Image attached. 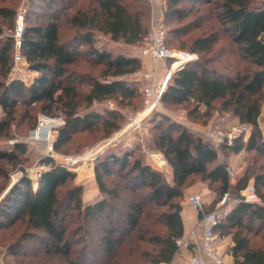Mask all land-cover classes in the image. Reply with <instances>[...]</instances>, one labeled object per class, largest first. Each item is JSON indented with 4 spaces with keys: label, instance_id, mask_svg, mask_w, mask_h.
<instances>
[{
    "label": "trees",
    "instance_id": "1",
    "mask_svg": "<svg viewBox=\"0 0 264 264\" xmlns=\"http://www.w3.org/2000/svg\"><path fill=\"white\" fill-rule=\"evenodd\" d=\"M29 9L22 52L39 75L29 85L11 79L13 37H0V140L14 136L17 117H30L31 111L64 116L57 151L67 152L63 148L84 132L111 136L122 127L123 117L118 110L93 105L113 99L132 104L141 94L126 76L140 71L143 63L138 55L99 48L97 39L104 34L113 41L143 43L150 25L147 1L30 0ZM15 15V7L0 3L1 27H11ZM164 16L168 45L199 55L173 74L164 106H183L192 120L210 117L215 109L231 113L252 126L251 134L222 144L221 155L201 136L156 112L153 142L172 170L171 180L135 149L107 153L95 164L102 198L88 205L82 201L83 186L71 183L76 173L65 167L43 171L35 190L23 177L0 206V230L16 233L8 245L10 253L88 264L93 251L77 249L80 241L75 236L81 229L90 232L91 223H97L100 261L95 264H117L119 258V264H127L130 250L150 264L169 263L180 249L177 240L184 237L182 201L195 179L215 194L212 207L225 193L238 195L254 179L259 201H238L215 230L219 237L231 239L234 264H264V134L258 123L264 101V0H167ZM235 46L250 68L231 75L215 62ZM87 56L93 67L101 66L100 74L76 67ZM22 104L26 107L19 114ZM243 150L254 153L253 163L234 184L228 157ZM25 151L22 141L10 149L0 146V162L19 163ZM204 210L209 211L205 204ZM26 241L39 245L30 250Z\"/></svg>",
    "mask_w": 264,
    "mask_h": 264
},
{
    "label": "rangeland",
    "instance_id": "2",
    "mask_svg": "<svg viewBox=\"0 0 264 264\" xmlns=\"http://www.w3.org/2000/svg\"><path fill=\"white\" fill-rule=\"evenodd\" d=\"M166 2L167 0H163L162 2L164 14ZM0 3H5L6 5L13 6L16 10L15 19L11 27L0 26V37L4 39L9 35L12 36L13 29L17 20V12L20 9L24 7L27 9L25 14V27L27 24V15L32 14L29 9L30 0H7L5 2ZM64 35L66 36V32L64 33ZM142 44L143 43L127 44L123 41H113L109 36H106L104 34H99L96 43L99 48L110 50L114 54H134L140 56V58L142 59V69L126 76L129 83H133L139 88L141 94L139 98L133 99L132 104H120L117 100L113 99L103 102H97L93 105V107L97 110H118L121 116L123 117L122 127L119 130L115 131L109 137H102L101 131L95 133L84 132L78 134L77 136H75L74 140L69 145L63 148L67 149V152L57 151L54 148L57 154L56 159L47 156V151L42 142H38L35 144L26 143V151L20 154L21 161L19 163L8 162L6 160L0 162L2 169L5 171L4 173H0V206L4 205L2 200L7 195L9 189L20 179H22L23 177H27L28 179H30L33 189L35 190L39 185V179L43 171L49 169L52 166H62L72 172H75L76 178L71 183L83 186V204L88 205L94 203L100 198H102V193L98 186L95 174V164L98 157H103L107 153L120 152L121 150L126 148L135 149V153L137 155H140L146 163L150 164L155 169L162 171L167 176L168 180H171L172 170L164 154L159 149H157L153 142L152 127L154 125L153 119L155 117L156 112L168 116L170 120H179L185 124L193 126L198 131L195 132V134L197 135L198 133H200L204 141L210 144L213 143V139L215 141L217 139L219 140V137L217 136L223 138L230 137L235 134L237 135V137L240 135H244L245 139L249 137L252 132V126L250 124L242 123L237 117L233 116L231 113H223L218 111L217 109L212 112V115L210 117H201L198 120H192L188 115V112L185 107H165L163 102L162 106L159 107L158 110L149 112V109H146L143 100L144 95L142 92V86L145 83L144 73L152 67V64L150 65V67L147 68V62L145 60L148 58L144 57L141 53ZM169 46L171 48L180 49L178 46L175 45ZM90 59L91 58L88 56L83 58L80 63L76 65V67L81 71H89L96 75L100 74L101 66L93 67L90 64ZM215 66L219 70L231 75L235 74L238 69L250 68L249 62L241 56L240 51L237 50V46H235V50L230 53H227L220 57L216 56ZM175 72L176 71H173V74ZM38 75L39 72L29 68L27 60L25 62V66L22 73L11 74L10 71L11 79L13 76L15 79L18 80L23 79L24 83L28 85L31 84ZM109 101H112L114 103L113 107H110L108 105ZM25 107L26 106L24 104L19 106L18 113L21 114L22 111H24ZM0 114H3L1 108ZM41 114L46 113H43L41 111H31L30 117H24V115L17 117L16 122H14L12 126L14 136L9 139L0 140V146L10 149L13 146L9 144L10 139L25 140L26 138H28L31 131L37 127L38 118ZM48 115L56 116L57 114ZM57 116H61L64 118V116L60 114H58ZM33 122L35 123L34 126H32ZM258 123L264 134V101L261 109V114L258 118ZM62 125L57 127L56 131L54 132V147L55 141L57 139L58 129ZM242 126H245L247 128L242 129ZM221 147L222 146H220L219 148H215L222 155ZM95 152L97 153V155L94 157L93 155H91V153L94 154ZM68 156L79 157V160L74 165H67L61 160L64 157ZM253 156L254 153H250L246 150H243L240 153L231 154L230 157H228L229 171L232 183L235 184L239 180V178L242 177V175L245 173L246 169L252 165ZM192 193H200L202 195L206 209L212 210L219 207L218 204L221 199L212 207L213 200L216 197L215 194L207 187L206 184H204L200 180L195 179L193 184L187 189L184 200L182 201L183 210L185 209V207H190L188 203V198ZM239 194L245 195L248 198L247 201H259V198L255 194L254 190V179H250L248 186L245 189L241 190ZM229 196L230 199L227 200L224 205H229L233 207L238 201V195H233L230 193ZM156 214L157 212L153 213L154 218L156 217ZM150 222H148L147 224H150ZM197 223L198 224L196 228L199 227V222ZM97 227H99L97 223H91V225L89 226L90 232L83 231V229H81L79 230V234L75 236L77 238V241H80V243L76 245L77 249H81L82 247L86 246L90 251H93L91 253V256L87 260L88 264H95L99 263L100 261L98 254L99 242L97 236ZM154 227L160 228L157 225H154ZM139 233L140 231L136 232L137 235ZM195 233H197L199 236L201 235V231L199 232L197 229L195 230ZM198 235L190 233L191 237L179 249L175 258L169 263L162 262L160 264H191L190 259L196 255L195 244L199 238L195 237H197ZM80 236L81 238L78 239V237ZM15 238L16 233L13 232V229L5 228L3 230H0V264H69L68 261L59 257L44 258L40 255H14L9 252L8 245ZM223 240H225V238L219 237V243L221 248L227 251V249L223 246ZM25 245L28 249L34 250L37 249L39 243L37 241H26ZM131 247L134 250L136 249V246H134V244H132ZM130 248H127L126 252ZM128 253H130L131 255L127 258V264H150V261H144L140 259L139 256H137V254L135 253V251L130 250L128 251ZM117 261V264H119V262L122 261V258H119L118 260H116V262Z\"/></svg>",
    "mask_w": 264,
    "mask_h": 264
},
{
    "label": "built area",
    "instance_id": "3",
    "mask_svg": "<svg viewBox=\"0 0 264 264\" xmlns=\"http://www.w3.org/2000/svg\"><path fill=\"white\" fill-rule=\"evenodd\" d=\"M162 2L163 0H147L150 13V25L143 37V44L141 47L142 55L152 61V67L144 73L145 83L142 86L145 107L149 109V112L158 110V108L162 106L163 95L170 84L173 71L182 69L187 64L199 58L196 52L185 49H175L168 45L167 25ZM26 10L27 9L24 7L17 12V20L12 33L14 53L11 74L22 73L26 62L22 52ZM262 38L264 40V34ZM12 78L15 79L14 76ZM21 81H23V79ZM108 105L113 107L114 103L109 101ZM172 121L185 126L193 133L198 132L197 129L191 125L175 119H172ZM64 123L65 120L61 116L41 114L38 118L37 127L31 131L28 138L25 140L10 139L9 144L14 145L18 141L30 144L42 142L47 151V156L56 159L57 154L54 149V132L57 127ZM246 128L247 127L242 126V129ZM198 134L202 136L200 133ZM217 137H219V140L217 139L218 141H215L213 139L211 145L219 148L224 143L231 144L232 140H234L237 135L233 134L230 137L223 138L220 136ZM96 152L94 154L91 153V155L95 157L97 155ZM78 160L79 157L68 156L64 157L61 161L67 165H74ZM229 199V193H225L218 204V208L205 211L203 197L200 193H192L189 196L188 203L190 207L197 213L200 210L203 211V218L199 220L201 235L196 237L199 239L195 244L196 255L190 259L191 264H227V251L221 248L219 236L215 228L220 223L222 217L227 215L232 208L229 205H224ZM238 201L240 200L238 199ZM192 233L196 235L195 230ZM184 243L185 240L183 238L177 240L179 248H181Z\"/></svg>",
    "mask_w": 264,
    "mask_h": 264
},
{
    "label": "crops",
    "instance_id": "4",
    "mask_svg": "<svg viewBox=\"0 0 264 264\" xmlns=\"http://www.w3.org/2000/svg\"><path fill=\"white\" fill-rule=\"evenodd\" d=\"M145 61L147 62V64H146L147 68L150 67V65L152 64V61L149 58L146 59ZM183 218H184V237H183V239L186 242L191 237L190 233H192L196 229L199 232L201 230H200V227L196 228L197 224H198L197 222H199L198 213L196 211H194L193 209H191L190 207H187V208L185 207V209L183 210ZM196 235H198V234L196 233ZM231 244H232V241L230 238H225V240H223V246L227 249V255H226V263L227 264H234V259H233L232 255L229 253V248H230Z\"/></svg>",
    "mask_w": 264,
    "mask_h": 264
},
{
    "label": "water",
    "instance_id": "5",
    "mask_svg": "<svg viewBox=\"0 0 264 264\" xmlns=\"http://www.w3.org/2000/svg\"><path fill=\"white\" fill-rule=\"evenodd\" d=\"M238 199H239L240 201H247V197H246L245 195H243V194H238ZM202 218H203V211L200 210V211L198 212V219L201 220Z\"/></svg>",
    "mask_w": 264,
    "mask_h": 264
}]
</instances>
